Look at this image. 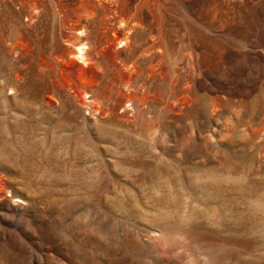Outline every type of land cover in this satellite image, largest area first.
<instances>
[{
    "label": "rangeland",
    "instance_id": "1",
    "mask_svg": "<svg viewBox=\"0 0 264 264\" xmlns=\"http://www.w3.org/2000/svg\"><path fill=\"white\" fill-rule=\"evenodd\" d=\"M0 264H264V0H0Z\"/></svg>",
    "mask_w": 264,
    "mask_h": 264
},
{
    "label": "bare ground",
    "instance_id": "2",
    "mask_svg": "<svg viewBox=\"0 0 264 264\" xmlns=\"http://www.w3.org/2000/svg\"><path fill=\"white\" fill-rule=\"evenodd\" d=\"M126 38V37H125ZM125 40V39H124ZM85 50V49H84ZM79 57H81V59H83V48L82 47H80L79 48ZM84 61V60H83Z\"/></svg>",
    "mask_w": 264,
    "mask_h": 264
}]
</instances>
